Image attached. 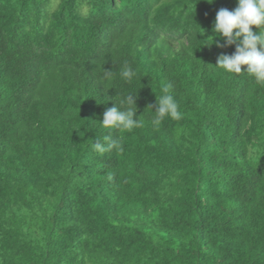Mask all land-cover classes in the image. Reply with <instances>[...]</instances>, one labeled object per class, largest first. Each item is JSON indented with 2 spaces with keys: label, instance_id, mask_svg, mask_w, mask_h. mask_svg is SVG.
Wrapping results in <instances>:
<instances>
[{
  "label": "trees",
  "instance_id": "trees-1",
  "mask_svg": "<svg viewBox=\"0 0 264 264\" xmlns=\"http://www.w3.org/2000/svg\"><path fill=\"white\" fill-rule=\"evenodd\" d=\"M211 2L0 0V264H264V84L216 67Z\"/></svg>",
  "mask_w": 264,
  "mask_h": 264
},
{
  "label": "clouds",
  "instance_id": "clouds-1",
  "mask_svg": "<svg viewBox=\"0 0 264 264\" xmlns=\"http://www.w3.org/2000/svg\"><path fill=\"white\" fill-rule=\"evenodd\" d=\"M213 34L223 41L217 43V47L235 45V52L232 55L222 54L218 57L217 68L223 69L226 73H246L255 83L264 84V0H237L234 10L221 8L216 14ZM242 66H247L246 72H242ZM135 75V70L125 62L120 76L131 80ZM171 87L169 83L162 84L160 94L156 95V110L152 111L151 120L153 128L158 127L165 117L173 120L182 119L183 114L179 110L177 100L171 94ZM116 104L117 106L105 110L102 122H99L104 129L130 132L143 126L139 117H136L134 95L119 97ZM119 108L124 110L121 111ZM103 140L106 143L100 140L93 142L92 147L95 151L104 153L110 149L121 148L122 137L112 139L105 135Z\"/></svg>",
  "mask_w": 264,
  "mask_h": 264
}]
</instances>
